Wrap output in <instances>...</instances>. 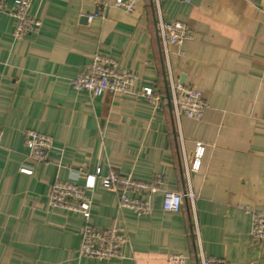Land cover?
<instances>
[{"label":"crops","instance_id":"crops-1","mask_svg":"<svg viewBox=\"0 0 264 264\" xmlns=\"http://www.w3.org/2000/svg\"><path fill=\"white\" fill-rule=\"evenodd\" d=\"M113 2L104 19L89 21L94 0H33L41 25L21 38L0 13V264H172L173 254L197 264L200 248L234 264H264V241L251 237L253 210L264 201V0H162L164 19L192 32L182 55L169 48L173 77L209 102L200 119L179 121L167 100L153 1L133 11ZM98 52L138 75L129 93L74 87ZM29 129L52 137L45 161L29 156ZM198 140L206 144L202 165L188 171ZM98 168L154 183L151 194L129 193L148 199L151 212L121 208L117 192L99 182L88 192L89 220L49 204L56 179L82 184ZM190 190L193 201L164 209L166 191ZM88 221L124 228L121 256L79 255Z\"/></svg>","mask_w":264,"mask_h":264},{"label":"built area","instance_id":"built-area-1","mask_svg":"<svg viewBox=\"0 0 264 264\" xmlns=\"http://www.w3.org/2000/svg\"><path fill=\"white\" fill-rule=\"evenodd\" d=\"M33 0H0V13H5L14 19L13 36L21 38L23 35L36 32L41 25V20L29 11ZM95 10L84 16L92 21L96 18L104 19L110 0H94ZM140 0H114L117 7L133 11ZM157 35L161 42L165 60V72L167 82V100L175 119L179 121L181 115L200 119L209 102L196 86L188 85L173 77L169 62L170 47H176L177 53H184L182 46L192 38V32L182 21H167L163 17L161 8L162 0H152ZM138 81V75L121 67L116 59L96 53L86 69L71 79L74 87L78 90H86L91 95L104 93H129L133 85ZM145 96L158 101L160 96L153 91H146ZM53 139L50 135L41 131L29 129L26 133V145L29 156L37 161H45L47 152L52 147ZM206 144L196 141L195 151L190 160L187 170H199L205 155ZM24 172L31 173V169L22 168ZM71 176L77 179L80 171H74ZM105 187L113 188L119 197L121 208H131L141 214L151 212V203L144 197H132L129 193L137 191L142 195L151 194L156 190L154 183L139 182L130 175H123L110 170L106 174L100 168L95 173H86L84 183L75 181H62L56 179L53 182L49 196V204L55 208H64L69 211L79 212L89 220L91 217L92 199L88 192L95 188L97 183ZM194 199L192 191L185 193L166 191L163 207L168 211H178L183 205V198ZM251 237L255 242L264 241V201L263 208L253 210V222ZM127 242L124 228L119 226L97 227L89 221L82 232L81 244L78 250L80 256L100 259H112L121 256V248ZM172 264H188L184 254H173L169 257ZM197 264H234L223 258L209 257L202 249L197 251Z\"/></svg>","mask_w":264,"mask_h":264}]
</instances>
